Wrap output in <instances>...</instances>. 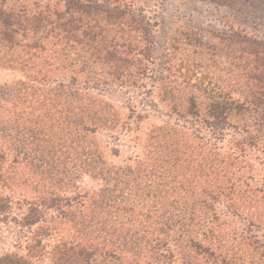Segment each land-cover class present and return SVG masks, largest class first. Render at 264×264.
<instances>
[{
    "label": "trees",
    "instance_id": "16d2710c",
    "mask_svg": "<svg viewBox=\"0 0 264 264\" xmlns=\"http://www.w3.org/2000/svg\"><path fill=\"white\" fill-rule=\"evenodd\" d=\"M51 1L0 0V65L22 73L0 84V186L12 179L3 170L8 151L15 162L28 160L49 180L35 190L20 222L47 224L50 216L69 223L73 232L57 241L50 264H236L215 242L238 231L217 224V213L210 212L223 201L233 212L255 215L262 223L264 188L246 180L239 186L232 164L218 162L204 144L199 145L205 156L198 165H187L195 148L169 123L147 134L148 158L124 166L110 163L98 135L123 121L115 104L93 89L141 83L147 65L139 56L147 53V58L152 48L122 43L121 25L144 33L148 28L118 0ZM257 46L264 70V44ZM184 81L193 90L185 104H177L168 88L171 80L160 79L165 84L160 99L172 113L196 117L215 130L240 129L256 144L264 139V73L247 77L246 95L213 78L205 86ZM198 87L202 95L192 93ZM203 98L210 101L204 114ZM145 118L138 113L135 122ZM83 175L98 180L100 187H79ZM12 205L0 192V212H10ZM202 229L214 241L204 242ZM172 239L179 253L167 249ZM260 259L264 263V255ZM0 264L33 263L5 254Z\"/></svg>",
    "mask_w": 264,
    "mask_h": 264
},
{
    "label": "rangeland",
    "instance_id": "374dc122",
    "mask_svg": "<svg viewBox=\"0 0 264 264\" xmlns=\"http://www.w3.org/2000/svg\"><path fill=\"white\" fill-rule=\"evenodd\" d=\"M55 1L57 0L51 3L54 4ZM94 1L104 3L105 0ZM114 1L109 0L110 3ZM118 2L126 4L129 14L143 20L144 26L148 28L144 33L142 30L137 31L134 26L122 24L125 31L120 41L127 45L132 43L150 46L152 54L147 58V53L139 56L147 65L140 84H100L93 89V93H101L105 100L115 104L123 121L119 128L105 130L98 135L107 160L116 166L145 160L149 157L144 147L147 134L155 127L169 123L171 127L180 128L188 144L195 148L196 152L189 153L186 158L187 165H198L206 150L207 153H213L218 162L232 164L231 169L239 186H243V181L246 180L256 187L264 188V139L256 144L240 129L228 127L215 130L196 117L172 113L171 105L167 106L160 99V94H163L161 88L165 85L160 82L162 78L171 80L168 88L176 94L177 104H185L193 90L192 87H186V79H193L197 84L205 86L208 79L213 78L220 81L219 84L242 91L246 95L247 77L264 73L261 68L263 52L261 48H257V45L264 44V0ZM254 49L259 52L258 56L251 54ZM254 67L259 69L255 70ZM201 76L205 78L202 79L205 82L196 80ZM21 77V72L0 65V84L13 82ZM198 89L192 93L198 95L201 90L200 87ZM202 101L205 103L202 111L204 114L210 101L205 98ZM138 113L147 118L140 123L135 122ZM203 144L204 150L200 151L199 145ZM116 150L119 151L118 154ZM33 166L21 157L18 163L15 162L14 155L7 152L3 170L12 179L0 186V192L9 197L13 205L10 212H0V256L15 254L30 259L33 264H50L52 248L60 237H68L73 231L69 223L54 222L49 215L47 220L52 222L47 224L56 229L48 228L46 223L24 225L20 222L28 209V201L35 199L37 195L35 190L49 181ZM100 184L90 175H83L78 180L79 187L88 191L97 190ZM66 189L69 192L73 188ZM214 208L216 210L210 213H217V224L222 223V227L238 231L236 235L221 237L215 243L220 242V247L228 251L236 264H264L260 263L261 255H264V222H259L255 215L246 216L241 212H233L234 209L228 208L223 201L217 202ZM212 221V227L217 229L216 222ZM203 229L200 230V238L206 243L214 241L209 231L203 234ZM41 239L43 244L39 245ZM176 243L177 241L170 240L167 249L179 253L181 247L178 248Z\"/></svg>",
    "mask_w": 264,
    "mask_h": 264
}]
</instances>
